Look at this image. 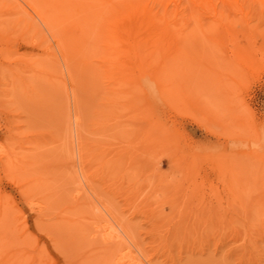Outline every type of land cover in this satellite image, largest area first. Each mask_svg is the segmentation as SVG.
Returning <instances> with one entry per match:
<instances>
[{
    "label": "rangeland",
    "instance_id": "1",
    "mask_svg": "<svg viewBox=\"0 0 264 264\" xmlns=\"http://www.w3.org/2000/svg\"><path fill=\"white\" fill-rule=\"evenodd\" d=\"M118 1L0 0V264H264V0Z\"/></svg>",
    "mask_w": 264,
    "mask_h": 264
},
{
    "label": "bare ground",
    "instance_id": "2",
    "mask_svg": "<svg viewBox=\"0 0 264 264\" xmlns=\"http://www.w3.org/2000/svg\"><path fill=\"white\" fill-rule=\"evenodd\" d=\"M98 1H104V0H98ZM158 1L161 2L164 0H158ZM102 11H104V9H101V13H102ZM153 12H154L153 9L150 8L149 0H119L118 1V8H116L112 14H113V17L115 14H117V15H120L122 18L121 19L119 18L120 20L115 21L112 24H110V27L111 28H114V27L117 28L116 26L120 27V25H123L125 23L124 22L125 18H130L131 22L135 25L143 26L146 29L147 28L148 29L149 28H155V29L157 28V29L161 30V28L159 27L160 22L163 20V18L165 19V17L164 16L162 18L159 17L158 13H156L157 14V16H156V14ZM164 12L168 13L169 11H168V9H166ZM157 17H159V19ZM110 18H109V20H110ZM109 23H110V21L108 22V24ZM160 30H158L159 33H160ZM161 33H162V30H161ZM159 35H162V34H159ZM133 37H135V35H133ZM158 38H159V36H158ZM154 40H156V41H154ZM154 40L153 41L155 43V42H158L159 39L155 38ZM139 41H140V39H139ZM161 42H162V39H161L160 43ZM79 159H80V157H79Z\"/></svg>",
    "mask_w": 264,
    "mask_h": 264
}]
</instances>
